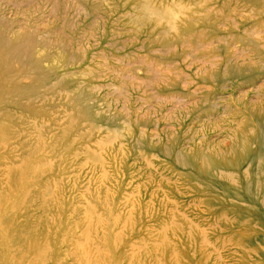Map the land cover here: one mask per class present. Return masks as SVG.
Wrapping results in <instances>:
<instances>
[{
    "label": "rangeland",
    "instance_id": "obj_1",
    "mask_svg": "<svg viewBox=\"0 0 264 264\" xmlns=\"http://www.w3.org/2000/svg\"><path fill=\"white\" fill-rule=\"evenodd\" d=\"M262 150L264 0H0V264H264Z\"/></svg>",
    "mask_w": 264,
    "mask_h": 264
},
{
    "label": "bare ground",
    "instance_id": "obj_2",
    "mask_svg": "<svg viewBox=\"0 0 264 264\" xmlns=\"http://www.w3.org/2000/svg\"><path fill=\"white\" fill-rule=\"evenodd\" d=\"M252 134H251L252 138H255V133H252ZM246 153H247V150L242 155H240L238 160L239 162L241 161L244 162L247 160H250V161L247 163H239L238 165L235 164V167L233 168L243 167V166L248 165L249 163L252 164L251 155L246 154ZM260 159L262 161V164L257 168L255 172L251 173L250 171H248L250 167L245 171L246 175L251 180L249 187L248 188L245 187V188L247 190L254 191V193L259 198V201L262 205L261 207H263L262 209L264 210V150H262V153L260 154Z\"/></svg>",
    "mask_w": 264,
    "mask_h": 264
}]
</instances>
